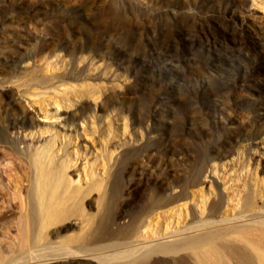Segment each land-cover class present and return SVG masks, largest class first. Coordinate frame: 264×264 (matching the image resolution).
<instances>
[{"label": "rangeland", "instance_id": "374dc122", "mask_svg": "<svg viewBox=\"0 0 264 264\" xmlns=\"http://www.w3.org/2000/svg\"><path fill=\"white\" fill-rule=\"evenodd\" d=\"M0 103L12 135L57 137L74 182H137L130 209L204 167L190 205L149 216V239L220 191L236 212L248 185L264 200V0H0Z\"/></svg>", "mask_w": 264, "mask_h": 264}, {"label": "bare ground", "instance_id": "6f19581e", "mask_svg": "<svg viewBox=\"0 0 264 264\" xmlns=\"http://www.w3.org/2000/svg\"><path fill=\"white\" fill-rule=\"evenodd\" d=\"M13 106L5 111L17 112ZM5 120L0 117V126H5L0 132V244L10 253L0 264H264V200L258 199L262 184L248 185L236 212L221 214L220 191L206 210L192 206L185 226L149 239V216L166 206L190 205L187 198L192 186L204 182V167L163 191L153 188L146 202L130 209L137 182L127 181L120 189L121 181L114 180L110 192L103 179L88 186L74 182L69 157L55 159L56 136L45 141L12 135ZM6 160L10 163L3 166ZM18 161L28 169V182L17 175ZM97 189L99 196L91 197ZM95 203L98 213L91 214L87 206Z\"/></svg>", "mask_w": 264, "mask_h": 264}]
</instances>
